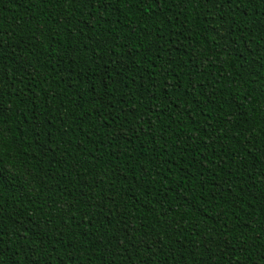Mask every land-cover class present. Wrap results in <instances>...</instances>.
<instances>
[{
	"label": "trees",
	"instance_id": "1",
	"mask_svg": "<svg viewBox=\"0 0 264 264\" xmlns=\"http://www.w3.org/2000/svg\"><path fill=\"white\" fill-rule=\"evenodd\" d=\"M0 264H264V0H0Z\"/></svg>",
	"mask_w": 264,
	"mask_h": 264
}]
</instances>
